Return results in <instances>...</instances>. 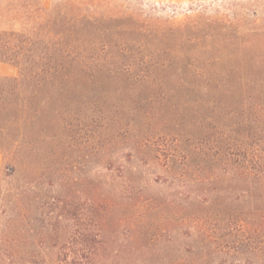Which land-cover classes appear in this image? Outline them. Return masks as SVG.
I'll return each instance as SVG.
<instances>
[{"label":"rangeland","instance_id":"1","mask_svg":"<svg viewBox=\"0 0 264 264\" xmlns=\"http://www.w3.org/2000/svg\"><path fill=\"white\" fill-rule=\"evenodd\" d=\"M39 6L72 31L37 76L0 61V264H264V0H0V28Z\"/></svg>","mask_w":264,"mask_h":264},{"label":"trees","instance_id":"2","mask_svg":"<svg viewBox=\"0 0 264 264\" xmlns=\"http://www.w3.org/2000/svg\"><path fill=\"white\" fill-rule=\"evenodd\" d=\"M32 13L33 16L35 15L33 17V24L27 31L0 28V61L16 64L20 70V75L30 77L39 74V72L35 70L33 58L35 56L44 57L40 55V53H37L36 40H44L47 44V47H45L46 50L49 49L48 45L52 44V42L61 45L63 38L72 31L71 28L66 26H62L61 29L56 28V22H53L51 19H46L47 16L50 15L40 6L35 7ZM4 17V14L0 12V22ZM12 18L19 20V17L16 15ZM52 36L55 38H52ZM23 70L24 72H21ZM55 73L56 71H54L52 75ZM4 79L6 78L4 77ZM11 79L17 81L19 75L12 76ZM1 91L2 89H0V92Z\"/></svg>","mask_w":264,"mask_h":264},{"label":"crops","instance_id":"3","mask_svg":"<svg viewBox=\"0 0 264 264\" xmlns=\"http://www.w3.org/2000/svg\"><path fill=\"white\" fill-rule=\"evenodd\" d=\"M0 165H1V157H0Z\"/></svg>","mask_w":264,"mask_h":264}]
</instances>
